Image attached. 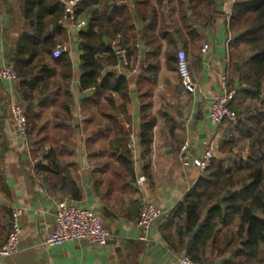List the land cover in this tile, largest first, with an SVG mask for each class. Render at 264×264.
I'll return each instance as SVG.
<instances>
[{
  "label": "trees",
  "instance_id": "16d2710c",
  "mask_svg": "<svg viewBox=\"0 0 264 264\" xmlns=\"http://www.w3.org/2000/svg\"><path fill=\"white\" fill-rule=\"evenodd\" d=\"M119 1L125 4H118ZM220 1L179 0V20L186 25L188 16L189 22L206 26L216 20ZM16 2L24 30L15 49L7 52L5 58L14 66L17 94L25 107L31 159L38 161L35 166L45 173L46 190L60 197L65 195L63 190L69 184L67 174L60 167L62 143L75 132L71 117L75 109L71 91L73 66L65 51L59 58L52 57L54 48L65 40L66 30L61 24L63 5L57 0ZM75 15L77 19L84 16L87 20L85 29L78 33V89L92 92L90 98L81 101V110L89 114L86 120H94L93 107H97L96 113L107 123L94 122L96 130L108 133L113 128L114 139L110 143L113 158L119 163L123 177L135 182L128 148L130 130L125 128L129 119L123 104L115 108L112 96L118 95L123 102L128 100L127 80L102 73L119 65L109 46L118 34L122 36L129 60H136L137 22L143 26L142 41L154 49L151 56H145L147 65L139 76L140 79L154 76L153 59L159 49V45L153 44L157 9L151 0H86L76 7ZM227 27L231 39L227 47L226 78L228 90L235 92L230 109L237 119L234 124L225 123L224 138L217 146L218 156L174 208L167 227L174 229L176 245L198 264H215L224 257H227L225 264H264V0H234ZM200 34L196 29L188 31L191 47L199 43ZM150 93L146 88L141 98L137 136L145 151L155 123L148 114ZM103 97L106 104L98 102ZM50 106L54 107L51 119L41 120ZM6 118L5 103L0 100V195L9 198L2 166ZM242 152L246 153L245 160L241 158ZM10 214L9 207L0 208V245L9 232L6 219ZM195 229L196 234L189 238Z\"/></svg>",
  "mask_w": 264,
  "mask_h": 264
},
{
  "label": "crops",
  "instance_id": "0c3cea01",
  "mask_svg": "<svg viewBox=\"0 0 264 264\" xmlns=\"http://www.w3.org/2000/svg\"><path fill=\"white\" fill-rule=\"evenodd\" d=\"M178 1L161 0L160 3L151 0L158 12V24L153 33V44L159 45L153 59L156 64L154 76L150 74L142 79L139 75L130 76L119 65L106 68L102 73V76L113 74L127 80L128 100L123 102L118 95L112 96L115 108L123 104L129 119L125 128L130 130L128 148L135 182L123 177L119 163L113 158L114 150L110 146L114 139L113 128L108 133L97 131L94 122L107 123L105 118L96 113L97 107L94 106V120H86L89 114L83 113L80 107L81 101L92 96L91 91L78 89V33L85 29L87 20L80 17L85 21L80 30L63 24L65 40L58 46L68 54L73 66L71 91L75 104L71 113L75 132L67 135L59 157L60 167L69 178L68 188H64L65 195L60 197L46 190L43 184L45 173L35 166L39 162L32 161L27 138L23 140L17 136L7 114L3 122L6 150L2 166L9 198L0 195L5 203H0V208L9 207L10 211L20 208L22 216L19 250L0 260V264H177L178 258L185 254V250L176 245L174 229L167 224L174 208L200 175L196 162L201 152L212 147L217 157V146L224 138L226 124H213L206 116L212 98L220 91V80L229 67L227 22L232 2L221 0L216 20L203 26L193 20L189 22L188 16L186 25H183L179 20ZM135 27L136 58L144 63L145 56H151L154 49L142 41L143 26L135 22ZM190 29L201 33V39L194 47L189 44ZM23 30L24 22L18 15L16 0H0V66L6 63L7 52L15 49ZM204 45L207 46L205 52L202 51ZM179 50L185 53L189 73L197 87L194 94L185 92L181 86L174 61ZM151 76L152 81H149ZM143 88L151 90L148 114L155 119L146 151L137 139ZM0 100L5 103L6 113L10 103H21L16 84L0 81ZM98 102L106 104L104 97ZM53 108L48 107L41 120H50ZM51 132L49 129V136ZM241 158L246 159L245 152L241 153ZM138 177L145 178L141 185L136 184ZM60 199L93 211L113 238L101 247L84 241L66 242L53 248L41 246L54 230L55 203ZM144 204L165 212L152 226L147 242L139 240L140 231L136 226ZM9 219L7 217V224ZM190 234L189 238H192L196 233ZM115 240H119L118 247L114 245ZM226 258L215 264H225Z\"/></svg>",
  "mask_w": 264,
  "mask_h": 264
},
{
  "label": "built area",
  "instance_id": "2783aa9c",
  "mask_svg": "<svg viewBox=\"0 0 264 264\" xmlns=\"http://www.w3.org/2000/svg\"><path fill=\"white\" fill-rule=\"evenodd\" d=\"M86 0H61L63 5V16L61 24H68L71 29L80 30L85 26V21L77 19L75 15L76 7ZM233 3L234 0H231ZM118 4H125L124 1H119ZM231 39V36H229ZM110 50L114 53L119 61V66L124 68L130 76H138L142 70L146 68L141 60L136 58L131 62L128 58L127 50L122 46V36L117 35L109 43ZM207 46L202 47L205 52ZM62 48L56 46L52 51L53 58H59L62 53ZM177 74L179 76L181 86L184 91L194 94L197 87L194 84L189 73L186 56L182 50H179L176 55ZM0 81L12 84L17 83V77L14 71V66L10 63H5L0 66ZM235 92L228 90L226 75L220 80V91L211 100L207 113V120L213 124L221 125L224 123L234 124L237 116L230 109L231 100ZM7 114L13 124L17 136L23 140L27 138V120L25 107L21 103H10L7 107ZM215 158V150L212 147H206L197 159L196 165L199 174L203 173ZM144 177H138L136 184L141 185L144 182ZM165 212L158 210L151 204H144L139 212L136 226L140 231L139 240L148 241L149 232L152 226L162 219ZM22 209L14 208L11 211L9 219V232L5 242L0 245V260L7 258L19 250V240L21 236L20 218ZM113 238L110 230L103 226L99 217L90 209L67 199H60L55 203L54 213V230L41 242V246L53 248L61 246L66 242H87L93 246H105L108 241ZM115 246H119V240L114 241ZM177 264H198L191 260L187 255H182L178 258Z\"/></svg>",
  "mask_w": 264,
  "mask_h": 264
},
{
  "label": "water",
  "instance_id": "95a60500",
  "mask_svg": "<svg viewBox=\"0 0 264 264\" xmlns=\"http://www.w3.org/2000/svg\"><path fill=\"white\" fill-rule=\"evenodd\" d=\"M220 201H221V200H220ZM220 201H219V202H220ZM0 203H2V205H5V203L2 202L1 199H0ZM196 232H197V229H195V230L190 234V236H193Z\"/></svg>",
  "mask_w": 264,
  "mask_h": 264
}]
</instances>
